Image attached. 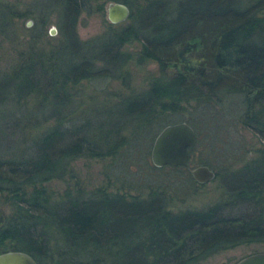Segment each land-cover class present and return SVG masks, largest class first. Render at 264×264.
Instances as JSON below:
<instances>
[{"label": "trees", "instance_id": "16d2710c", "mask_svg": "<svg viewBox=\"0 0 264 264\" xmlns=\"http://www.w3.org/2000/svg\"><path fill=\"white\" fill-rule=\"evenodd\" d=\"M110 1L129 5V22L111 24L103 36L82 40L80 16L105 15ZM35 4L19 11L0 3L8 12L0 13V37L10 42L19 38L17 28L11 30L17 20L38 10L37 27L13 66L0 70V132L5 124L7 130L22 126L24 136L33 129L36 134L32 140L26 137L31 143L25 141L29 150L23 156L0 154V206L10 210L0 229V252L23 250L40 264H202L235 245L264 242V0ZM51 13L57 14L60 39L45 48L38 42L46 36ZM133 42L140 47L130 51L127 46ZM146 62H156L159 74L142 92L114 103L124 111L109 114L110 127L107 118L94 124L85 116L81 123L66 126L73 119L67 110H75L70 90L83 80L117 75ZM122 73L117 77L126 83L129 72ZM231 95L240 96L241 123L262 144L241 168L218 171L223 198L212 205L173 209L160 185L150 186L144 196L127 189L110 191L107 185L89 197L79 189L76 196L67 190L55 197L49 187L51 180L66 177L74 159L114 157L133 136L157 126L161 130L171 114L187 111L189 105L208 121L212 107ZM32 100L41 109L50 104L53 109L41 117L29 114ZM50 119L53 124L44 126ZM185 121L198 127L191 119ZM154 167L188 171L187 166Z\"/></svg>", "mask_w": 264, "mask_h": 264}, {"label": "rangeland", "instance_id": "374dc122", "mask_svg": "<svg viewBox=\"0 0 264 264\" xmlns=\"http://www.w3.org/2000/svg\"><path fill=\"white\" fill-rule=\"evenodd\" d=\"M38 0H0V3L14 5L17 10H30ZM34 3V4H33ZM106 14L101 12L93 14H82L78 22V34L82 40L89 41L96 37L103 36L111 29V23ZM39 8L38 3L35 4ZM33 6V7H32ZM31 9V10H32ZM0 13L8 16V12L3 11L0 7ZM56 13H51L49 23L46 28V36L41 39L39 45L49 48L56 44L60 39V32L56 25ZM1 19V17H0ZM32 19L33 23L29 26L28 21ZM38 10H32L29 14L17 20L15 25L19 38L16 40L5 41L0 37V70H8L15 61L18 51L24 48L37 27ZM6 21V20H5ZM129 19L118 25H125ZM56 26L58 32L53 35L50 29ZM16 34V35H17ZM14 38V36L12 37ZM25 42V44H24ZM140 47L139 42H133L127 46L130 51L137 50ZM100 64L99 66H102ZM159 66L156 62H146L144 64H132L125 67L122 74L129 72L127 82L125 83L119 73L117 75H105L83 80L77 88L70 90L75 101L70 110L67 112L72 115L73 119L66 122V126L72 123H81L83 118L89 117L97 120L105 119L106 128L112 125L109 114H121L124 110L121 104L114 103L122 96L130 93H139L147 88L151 82V77L159 74ZM2 75V74H0ZM121 75V74H120ZM240 96H227L222 98V102H217L212 107V118L205 121L204 115L196 111L190 105L187 111L178 114H169V123H176L191 119L197 128V145L192 152V158L189 162L188 171L183 173L171 169L159 170L154 167L151 158V150L154 139L160 131L151 129L141 134L139 138H131L129 146H123L116 156L98 157H80L74 159L68 165V174L62 180L53 179L49 182V187L54 190L55 197H62L67 190H71L76 196L79 191L84 190L85 196L89 197L91 192L100 187L109 185L108 190L118 191L127 189L132 193L147 195L150 186L160 187L165 191L171 200V208L180 209L184 207H207L212 205L220 198H223L222 180L216 177L214 180L200 184L194 180L190 174V169L197 165L209 161L212 168L218 173L219 170L229 172L241 168L247 161L257 155V148L261 146V140L252 128L244 127L241 123ZM40 103L32 100L28 106L27 113L32 115L43 116L47 109H53V105L40 108ZM83 112V115H82ZM116 112V113H115ZM86 114V115H85ZM77 118V119H76ZM103 121V120H101ZM54 120L45 121L44 126H50ZM193 125V124H192ZM194 126V125H193ZM22 127V126H21ZM18 129L7 130L4 124V130L0 132V154L6 153L14 157L23 156V151L29 150L25 141L31 143L26 137L32 138L36 135L30 130L25 136L26 131ZM124 133H127L126 131ZM25 137V138H24ZM24 139V140H23ZM26 139V140H25ZM132 184V186L130 185ZM229 184H232L229 179ZM119 188V189H118ZM157 188V187H154ZM83 192V191H82ZM10 213V210L5 207ZM264 252V242H250L235 245V247L218 252L207 258L202 264H235L247 254Z\"/></svg>", "mask_w": 264, "mask_h": 264}, {"label": "water", "instance_id": "95a60500", "mask_svg": "<svg viewBox=\"0 0 264 264\" xmlns=\"http://www.w3.org/2000/svg\"><path fill=\"white\" fill-rule=\"evenodd\" d=\"M131 8L122 1H110L107 6V17L113 24L125 22L130 18ZM33 20L28 21L30 26ZM58 32L56 26L50 29L55 35ZM196 144V132L187 121H180L165 125L156 135L152 150V162L157 167L163 166H187L190 159V149ZM193 178L200 184L208 183L217 177V171L209 165L201 164L189 168ZM8 214L5 208L0 206V229L7 222ZM0 264H40L34 256L23 250H7L0 252ZM226 264V262H223ZM235 264H264V252H256L245 255Z\"/></svg>", "mask_w": 264, "mask_h": 264}, {"label": "flooded vegetation", "instance_id": "af4514ba", "mask_svg": "<svg viewBox=\"0 0 264 264\" xmlns=\"http://www.w3.org/2000/svg\"><path fill=\"white\" fill-rule=\"evenodd\" d=\"M193 126V125H192ZM194 127V126H193ZM195 129V128H194ZM195 132H196V130H195ZM196 145H197V133H196V144H195V146L193 147V148H196ZM193 148H191L190 149V159H189V162H190V160H191V158H192V150H193ZM189 165V164H188ZM206 165V164H205ZM211 167V166H210ZM212 168V167H211ZM6 210V209H5ZM7 211V210H6ZM7 214L9 215V213H8V211H7ZM8 220V219H7ZM7 223V222H6ZM4 228V227H3Z\"/></svg>", "mask_w": 264, "mask_h": 264}]
</instances>
